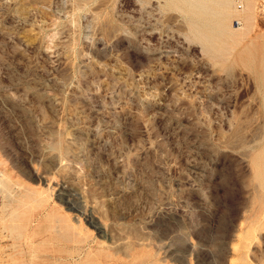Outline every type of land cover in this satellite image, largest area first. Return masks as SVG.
<instances>
[{
    "label": "rangeland",
    "instance_id": "obj_1",
    "mask_svg": "<svg viewBox=\"0 0 264 264\" xmlns=\"http://www.w3.org/2000/svg\"><path fill=\"white\" fill-rule=\"evenodd\" d=\"M241 1L0 0V264H264Z\"/></svg>",
    "mask_w": 264,
    "mask_h": 264
},
{
    "label": "bare ground",
    "instance_id": "obj_2",
    "mask_svg": "<svg viewBox=\"0 0 264 264\" xmlns=\"http://www.w3.org/2000/svg\"><path fill=\"white\" fill-rule=\"evenodd\" d=\"M182 1L185 4H187L188 6H190V8L195 9V11H203L204 13L213 12L212 7L209 5L210 1H216L217 2V4L219 5V9L221 10V13L224 12L223 8H227L230 4V0H182ZM202 34L204 36H207L206 33H202Z\"/></svg>",
    "mask_w": 264,
    "mask_h": 264
},
{
    "label": "built area",
    "instance_id": "obj_3",
    "mask_svg": "<svg viewBox=\"0 0 264 264\" xmlns=\"http://www.w3.org/2000/svg\"><path fill=\"white\" fill-rule=\"evenodd\" d=\"M236 2H237V4H238V7L239 8H243V3H242V1L241 0H236Z\"/></svg>",
    "mask_w": 264,
    "mask_h": 264
}]
</instances>
